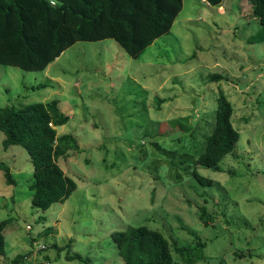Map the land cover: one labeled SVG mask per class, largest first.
Masks as SVG:
<instances>
[{"label":"rangeland","instance_id":"obj_1","mask_svg":"<svg viewBox=\"0 0 264 264\" xmlns=\"http://www.w3.org/2000/svg\"><path fill=\"white\" fill-rule=\"evenodd\" d=\"M261 28L248 0H184L172 30L139 59L108 39L76 43L44 72L0 65V106L58 100L69 121L57 135L72 134L79 146L59 160L77 190L36 212L32 160L21 147L5 150L0 131V161L16 182L0 172V222L10 220L0 264L18 255L27 257L20 264H83L68 260L75 254L88 264H125L112 234L141 225L180 247L204 243L196 264H264ZM220 91L241 138L220 170L191 163L214 181L203 187L184 172L190 163L178 164L215 122Z\"/></svg>","mask_w":264,"mask_h":264},{"label":"trees","instance_id":"obj_2","mask_svg":"<svg viewBox=\"0 0 264 264\" xmlns=\"http://www.w3.org/2000/svg\"><path fill=\"white\" fill-rule=\"evenodd\" d=\"M205 1L213 7L224 3V0ZM248 1L262 27L255 40L264 42V0ZM183 3L184 0H0V65L44 72L76 43L108 39H114L130 57L139 59L158 38L172 30ZM46 86L41 83L34 89ZM233 114V104L220 91L216 120L201 137L200 147L193 150L196 159L187 152L180 156L187 158L178 165L193 162L195 166L220 170L221 162L234 153L241 138L234 127ZM68 121L58 100L21 107L0 106V131L5 136L3 148L21 147L32 160L31 205L36 212H46L54 204L64 203L77 190V183L59 165V160L67 158L70 150H79L72 134L57 135L56 127ZM190 170L200 186L214 185L213 180L201 175L192 164L184 172ZM2 171H5L7 184L16 186L10 167L0 161ZM175 176L182 180L179 173ZM201 218L205 220L204 211ZM9 222H0V256L7 254L4 231ZM112 239L125 264H174V253L184 264H196L202 260L205 247L200 242L180 247L162 232L146 225L114 232ZM26 258L18 255L11 264H20ZM68 258L89 263V259H83L80 254Z\"/></svg>","mask_w":264,"mask_h":264}]
</instances>
